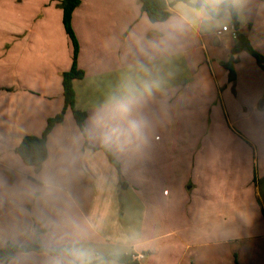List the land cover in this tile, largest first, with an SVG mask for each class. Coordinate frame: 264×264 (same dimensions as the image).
Segmentation results:
<instances>
[{"label":"crops","instance_id":"1","mask_svg":"<svg viewBox=\"0 0 264 264\" xmlns=\"http://www.w3.org/2000/svg\"><path fill=\"white\" fill-rule=\"evenodd\" d=\"M63 1L5 0L11 68L0 70V249L64 250L18 253L9 264H48L71 249L87 252L88 264H124L112 259L119 255L133 263L136 254L145 255L139 264H264V137L258 146L233 135L245 149L243 166L209 160L219 137L207 125H232L238 107L264 118V69L245 51L235 57V81L222 65L238 42L217 36L233 26L230 12L215 18L166 0L174 3L170 18L153 23L139 0H80L72 28L85 78L74 88L76 108L88 114L85 132L66 110L48 135L45 163H24L17 152L24 138L41 137L65 108L63 74L73 67L74 44ZM204 1L217 10L226 0ZM229 1L238 33L252 45L260 0ZM181 12L190 23L160 43ZM243 71L262 76L245 106L237 91ZM121 99L135 101L127 116L97 120Z\"/></svg>","mask_w":264,"mask_h":264},{"label":"trees","instance_id":"2","mask_svg":"<svg viewBox=\"0 0 264 264\" xmlns=\"http://www.w3.org/2000/svg\"><path fill=\"white\" fill-rule=\"evenodd\" d=\"M139 2L142 5L143 12L147 14L150 21L153 23L167 21L171 16L169 8L174 5V3L168 4L166 0H139ZM177 2H184L196 9L205 8L209 12V14L215 18H221L225 15V13L230 12L232 15L233 25L236 27L237 30L240 27L238 14L229 0L224 1L217 10H213L204 0H197L196 2H192L191 0H177ZM80 4V0H64L62 4L64 11V27L74 44L73 67L69 72L63 74L65 108L61 114L49 119L47 128L41 137L27 136L22 141L17 152L24 161V163L29 166L41 167L47 160L48 135L52 132L56 125L64 121L66 110L70 109L72 111L74 118L81 131L85 132V122L88 117V114L76 108V92L74 88V83L76 81H80L85 78L84 71L80 70L77 65L79 44L72 28V15L76 8L80 6ZM237 39L238 42L232 49L230 60L228 62L222 63L223 67L228 71L230 81H235L236 79V72L234 69L235 57L239 55L242 51H248L256 59L258 65L264 69V58L252 48L249 39L239 33ZM107 154L112 164L115 165L120 172L121 186L126 187L127 184L123 182V177L120 171V165L110 153L107 152ZM32 251H48L52 255H59L64 252V250L62 249L47 250L44 247L35 244L30 246H16L13 244H8L6 248L0 249V262H2L3 264H9L10 261L18 253H27ZM112 259L122 262L124 264H139L137 262L131 263V257L129 255L113 256Z\"/></svg>","mask_w":264,"mask_h":264},{"label":"rangeland","instance_id":"3","mask_svg":"<svg viewBox=\"0 0 264 264\" xmlns=\"http://www.w3.org/2000/svg\"><path fill=\"white\" fill-rule=\"evenodd\" d=\"M260 10L257 14V19L254 21L253 31L249 34V38L252 41V48L264 58V0H260ZM9 15L7 16L6 8H5V0H0V70L5 71L8 68H11V60L9 56H5V39L7 37V33L5 27L2 26L3 23L9 22ZM243 52V51H242ZM242 56H252L248 51H245ZM244 58V57H242ZM253 58V57H252ZM245 59V58H244ZM245 62L239 65V71L243 70V66ZM235 69V68H234ZM1 78V76H0ZM262 76L255 77L249 72L244 74L239 81L238 86V97L241 100V104L243 106L247 105L250 100V96L253 95L254 92L258 91L262 86ZM4 78H1L0 81H3ZM235 86V85H234ZM239 103V104H240ZM237 104V105H239ZM235 112L239 113L236 118L235 115L231 114L232 125L228 123L217 124V125H207L206 131L209 134L218 133V141L215 148V153L212 158L209 160L215 159L222 160L221 164H226L228 166H232L233 164H241L242 166L245 164L243 157H238L240 151H244V146L241 143H237L235 137H233L236 132L240 135L241 138H252L256 144L259 146L260 137H264V118L262 115L257 114L255 118L251 119L247 114H245V109L238 107L234 109ZM231 113H233L232 109H230ZM259 137V139H258ZM244 140V139H243ZM244 140V142L246 141ZM208 140H206L207 144ZM247 143V141H246ZM223 158V159H222ZM194 160V163L202 162V158H191ZM254 255L257 256L256 253Z\"/></svg>","mask_w":264,"mask_h":264},{"label":"clouds","instance_id":"4","mask_svg":"<svg viewBox=\"0 0 264 264\" xmlns=\"http://www.w3.org/2000/svg\"><path fill=\"white\" fill-rule=\"evenodd\" d=\"M190 23L188 14L186 12H181L180 16L173 17L164 29V36L162 37L160 43H166L169 40L175 39L174 33L182 32L185 25ZM135 101L129 99L116 100L112 106L106 111L98 114L97 120L103 121L106 118H114L116 116L125 117L127 116ZM132 129L140 134V126L136 123L131 125ZM106 139H110V134H105ZM89 256L88 253L81 249H71L64 256L53 257L48 261V264H88Z\"/></svg>","mask_w":264,"mask_h":264},{"label":"built area","instance_id":"5","mask_svg":"<svg viewBox=\"0 0 264 264\" xmlns=\"http://www.w3.org/2000/svg\"><path fill=\"white\" fill-rule=\"evenodd\" d=\"M227 33H229L234 39H237L238 37V30L236 29L234 25L233 26H223L220 30L217 31V36L221 37ZM132 258L136 262H141L145 259V255L136 254V255H133Z\"/></svg>","mask_w":264,"mask_h":264},{"label":"water","instance_id":"6","mask_svg":"<svg viewBox=\"0 0 264 264\" xmlns=\"http://www.w3.org/2000/svg\"><path fill=\"white\" fill-rule=\"evenodd\" d=\"M38 169H40V167H38ZM142 263H144V262H142Z\"/></svg>","mask_w":264,"mask_h":264}]
</instances>
